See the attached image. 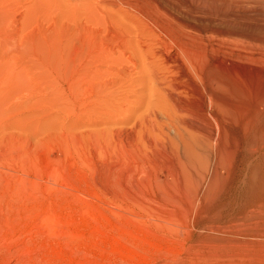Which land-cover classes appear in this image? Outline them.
Returning <instances> with one entry per match:
<instances>
[{
  "label": "rangeland",
  "instance_id": "1",
  "mask_svg": "<svg viewBox=\"0 0 264 264\" xmlns=\"http://www.w3.org/2000/svg\"><path fill=\"white\" fill-rule=\"evenodd\" d=\"M86 1L0 0V264H264L243 155L177 121L206 125L196 93L170 96L165 58L243 40L187 8L141 22L99 6L97 26ZM108 27L124 38L99 48Z\"/></svg>",
  "mask_w": 264,
  "mask_h": 264
},
{
  "label": "bare ground",
  "instance_id": "2",
  "mask_svg": "<svg viewBox=\"0 0 264 264\" xmlns=\"http://www.w3.org/2000/svg\"><path fill=\"white\" fill-rule=\"evenodd\" d=\"M86 2L84 5L87 18L97 26H103L106 18L99 6L110 7L126 15L132 14L134 19H140L141 22L153 13L161 15L172 10L179 11L181 8H187L198 15L195 19L200 28L201 25L213 23V15L230 22L228 27L214 29V33L218 35L219 42L226 38H240L243 40L240 41L241 43L232 41L227 45L222 42L214 44L211 36L206 35L203 42L198 41L202 45L198 44L199 46L191 51H188L184 41L178 46L175 44L166 46L165 58L175 62V68L179 71L178 79L171 84L170 96L175 97L173 93L191 91L200 97L199 105L203 107V119L206 125L197 121L195 123L194 119H191L193 122L180 118L177 121L193 130L190 135L194 137L196 144H203L204 140L210 144L212 142L219 153L220 148L229 144L235 148L237 154H242L243 170L248 173L245 184L248 187L249 198L264 203V68L259 66L260 60L263 59L261 43L264 42V26L261 25V16H264V0H91V2L89 0V3ZM109 30L108 37L104 36L99 48L102 46L107 49L111 43L117 40L119 42V39L124 38L119 30L115 28ZM100 31H94L93 34ZM177 48L181 51L179 58L178 55L174 57ZM217 50L229 57L231 63L222 64L217 61L215 59L218 58L217 55L213 56ZM232 62L237 65L235 64L234 67ZM179 102L182 104V100ZM187 109L186 107V113Z\"/></svg>",
  "mask_w": 264,
  "mask_h": 264
}]
</instances>
